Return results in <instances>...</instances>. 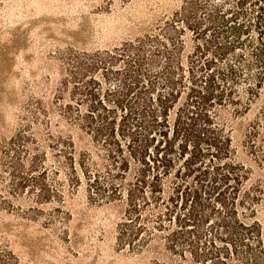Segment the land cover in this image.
I'll list each match as a JSON object with an SVG mask.
<instances>
[{
	"label": "trees",
	"instance_id": "1",
	"mask_svg": "<svg viewBox=\"0 0 264 264\" xmlns=\"http://www.w3.org/2000/svg\"><path fill=\"white\" fill-rule=\"evenodd\" d=\"M59 55L54 99L27 103L3 146L2 203L43 211L85 179L91 198L123 206L119 245L164 249L153 264H264V188L246 187L230 124L264 84V0H183L134 39ZM245 146L264 160V104ZM16 260L0 245V264Z\"/></svg>",
	"mask_w": 264,
	"mask_h": 264
},
{
	"label": "rangeland",
	"instance_id": "2",
	"mask_svg": "<svg viewBox=\"0 0 264 264\" xmlns=\"http://www.w3.org/2000/svg\"><path fill=\"white\" fill-rule=\"evenodd\" d=\"M183 0H0V245L10 249L15 264H153L168 260L157 242L133 251L118 243L123 206L91 198L86 180L67 188L64 200L39 204L43 211L26 213L28 199L12 198L2 149L23 121L31 100L51 103L64 74L60 52L111 49L151 31ZM264 104V84L247 112L230 116L236 158L250 169L247 186L264 188V160L245 146L249 124ZM71 134L78 150L88 136ZM259 217H264V201Z\"/></svg>",
	"mask_w": 264,
	"mask_h": 264
}]
</instances>
